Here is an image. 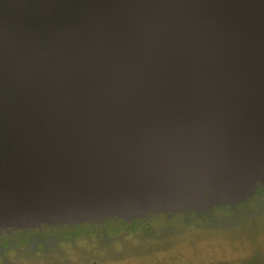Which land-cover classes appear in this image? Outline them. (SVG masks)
Returning a JSON list of instances; mask_svg holds the SVG:
<instances>
[{
  "label": "water",
  "instance_id": "95a60500",
  "mask_svg": "<svg viewBox=\"0 0 264 264\" xmlns=\"http://www.w3.org/2000/svg\"><path fill=\"white\" fill-rule=\"evenodd\" d=\"M257 187L264 0H0V234Z\"/></svg>",
  "mask_w": 264,
  "mask_h": 264
},
{
  "label": "rangeland",
  "instance_id": "374dc122",
  "mask_svg": "<svg viewBox=\"0 0 264 264\" xmlns=\"http://www.w3.org/2000/svg\"><path fill=\"white\" fill-rule=\"evenodd\" d=\"M259 190L264 192L258 189L224 211L15 234L4 237L9 242L3 254L13 264H264V195ZM229 238L236 239L235 245L221 240Z\"/></svg>",
  "mask_w": 264,
  "mask_h": 264
},
{
  "label": "flooded vegetation",
  "instance_id": "af4514ba",
  "mask_svg": "<svg viewBox=\"0 0 264 264\" xmlns=\"http://www.w3.org/2000/svg\"><path fill=\"white\" fill-rule=\"evenodd\" d=\"M259 189V187H257V190ZM261 195H264V192L259 190L258 191ZM250 200V199H249ZM234 205H225V206H217V207H214V209L216 210H220V211H224L225 209L227 208H232ZM195 212H185V213H182V214H186V215H191ZM174 215V214H172ZM172 215H167L168 217L172 216ZM105 221L101 222V223H104ZM101 223H98V224H101ZM89 224V223H88ZM83 225V224H81ZM95 225V224H94ZM77 226V225H76ZM69 227H73V226H69ZM56 228H63V226H57V227H47V226H44L42 227L41 229H35V230H26V231H10L9 233H1L0 234V264H13L14 261H10L8 260V255H4L3 253H5L6 251V248H4V245H6L9 241L5 240L4 237H7V236H13L15 234H21V235H26L27 233L29 232H42L44 230H51V229H56Z\"/></svg>",
  "mask_w": 264,
  "mask_h": 264
},
{
  "label": "crops",
  "instance_id": "0c3cea01",
  "mask_svg": "<svg viewBox=\"0 0 264 264\" xmlns=\"http://www.w3.org/2000/svg\"><path fill=\"white\" fill-rule=\"evenodd\" d=\"M230 236H231V235H230ZM230 238H231V237H230ZM230 238H229V239H221V240H229V243H230V244H233L234 242H236V239H230ZM221 240H220V241H221ZM234 245H235V243H234ZM252 253H253V254H256V253H259V252H258V251H252L251 254H252Z\"/></svg>",
  "mask_w": 264,
  "mask_h": 264
},
{
  "label": "trees",
  "instance_id": "16d2710c",
  "mask_svg": "<svg viewBox=\"0 0 264 264\" xmlns=\"http://www.w3.org/2000/svg\"><path fill=\"white\" fill-rule=\"evenodd\" d=\"M121 222V221H120ZM140 222V221H139ZM122 223H124V222H122Z\"/></svg>",
  "mask_w": 264,
  "mask_h": 264
}]
</instances>
